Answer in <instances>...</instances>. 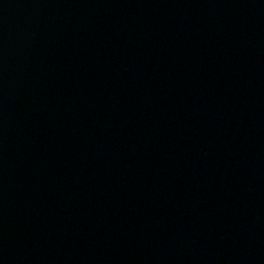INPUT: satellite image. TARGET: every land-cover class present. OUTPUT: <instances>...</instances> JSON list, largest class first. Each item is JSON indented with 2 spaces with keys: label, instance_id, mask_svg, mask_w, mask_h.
<instances>
[{
  "label": "water",
  "instance_id": "water-1",
  "mask_svg": "<svg viewBox=\"0 0 264 264\" xmlns=\"http://www.w3.org/2000/svg\"><path fill=\"white\" fill-rule=\"evenodd\" d=\"M0 264H264V0H0Z\"/></svg>",
  "mask_w": 264,
  "mask_h": 264
}]
</instances>
